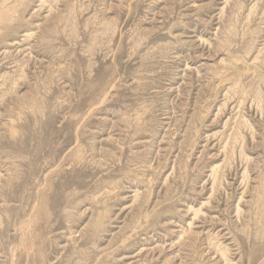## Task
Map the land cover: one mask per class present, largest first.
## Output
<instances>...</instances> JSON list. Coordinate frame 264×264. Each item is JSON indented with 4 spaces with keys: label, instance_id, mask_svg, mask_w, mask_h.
<instances>
[{
    "label": "rangeland",
    "instance_id": "obj_1",
    "mask_svg": "<svg viewBox=\"0 0 264 264\" xmlns=\"http://www.w3.org/2000/svg\"><path fill=\"white\" fill-rule=\"evenodd\" d=\"M0 264H264V0H0Z\"/></svg>",
    "mask_w": 264,
    "mask_h": 264
}]
</instances>
